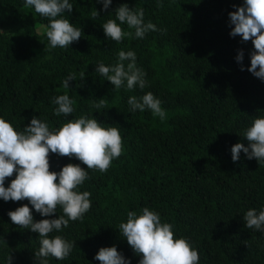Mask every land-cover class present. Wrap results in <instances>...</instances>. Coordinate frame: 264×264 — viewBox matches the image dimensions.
Here are the masks:
<instances>
[{
	"label": "trees",
	"instance_id": "16d2710c",
	"mask_svg": "<svg viewBox=\"0 0 264 264\" xmlns=\"http://www.w3.org/2000/svg\"><path fill=\"white\" fill-rule=\"evenodd\" d=\"M69 3L73 9L62 18L82 36L66 48L49 50L48 18L25 7V0H0V118L23 131L35 116L55 130L85 115L105 128H118L122 137L123 152L106 173L86 169L74 157L49 154L50 171L69 163L88 171L90 179L77 190L90 192L92 203L83 222L50 234L76 243L67 259L49 257V264H100L95 255L112 246L139 264L141 257L118 229L129 211L140 215L145 207L173 225L174 238L189 241L199 264H264V232L247 229L243 220L250 208L264 209V164L247 159L243 151L234 162L231 153L236 143L248 146L243 132L264 117V81L247 70L254 45L230 35L229 13L244 0H112L107 10L98 0ZM125 3L142 8L144 22L160 31L143 39L109 40L102 25L115 19V9ZM95 11L99 15L93 20ZM121 27L134 33L126 24ZM120 50L136 53L137 67L146 73L144 89L128 91L125 82L115 90L95 72L101 62L114 65ZM241 50L243 61L237 62ZM70 73L76 80L65 89L62 83ZM148 92L161 101L165 120L147 109L130 111L128 98ZM63 94L74 101L68 117L56 116L51 102ZM100 99L106 108L98 110L93 104ZM13 179L15 173L5 187ZM25 204L34 221L62 214L58 207L43 217L27 200L0 199V264H7L9 254L12 264H38L33 255L40 247L38 233L14 225L8 216Z\"/></svg>",
	"mask_w": 264,
	"mask_h": 264
},
{
	"label": "clouds",
	"instance_id": "9594fccd",
	"mask_svg": "<svg viewBox=\"0 0 264 264\" xmlns=\"http://www.w3.org/2000/svg\"><path fill=\"white\" fill-rule=\"evenodd\" d=\"M98 2H102L103 8L107 10L112 0ZM24 6L32 7L40 16L48 18L46 36L49 50L66 48L81 38L82 30L62 18L63 13H71L73 9L69 0H25ZM158 7L162 5L158 4ZM98 15L97 11L93 12L92 19ZM115 17L104 23L102 28L105 36L117 43L125 37L143 39L150 31H160L151 21L144 22L142 8L130 9L126 3L115 9ZM229 17L234 25L230 35H239L243 41L251 40L254 45L247 70L264 81V0H244V5L230 12ZM125 24L134 33L124 31L121 25ZM243 55L241 50L236 56L237 62L243 61ZM125 61L128 63L125 64ZM241 70L244 68L241 67ZM95 72L109 81L115 90L125 87V82L128 91L137 86L140 89L147 86L146 73L137 67L134 51L120 50L114 65L105 66L101 62L96 65ZM84 77L85 74L80 73V79ZM73 80H76V74L70 73L63 80L62 87L68 89L69 81ZM51 102L56 105L54 114L58 117H68L75 111L74 101L67 94L55 96ZM127 103L131 112L147 109L161 121L166 119L161 101L151 92L141 97L130 96ZM93 107L104 109L105 101L100 99ZM243 137L247 139L248 146L234 144L231 148L232 160H239L243 151L247 159L255 158L259 165L264 164V117L255 118L243 132ZM122 152L119 129L105 128L95 118L85 115L69 119L55 130H50L46 122L35 116L23 131L15 130L11 123L0 118V199L6 202L27 200L43 217L57 213L58 207L62 210L58 218L39 221H34L27 204L8 212L14 225L38 233L40 247L33 253L38 264H49V257L58 261L68 258L76 242L50 234L63 231L70 222H83L84 215L92 207L91 193L77 190L90 179L88 171L80 164L71 163L63 166L59 172L50 171L49 154L74 157L86 165V169L106 173L112 161L119 158ZM14 173L15 179L5 187L6 178L12 177ZM243 220L247 229L264 232V209L257 212L250 208L244 213ZM118 230L134 253L141 257L139 264H199L198 251L189 241L183 237L174 238L173 225L162 223L160 214L147 207L142 209L140 215L129 211L127 222L120 223ZM94 259L100 264H131L115 246L100 248ZM12 260L9 254L6 257L7 264H12Z\"/></svg>",
	"mask_w": 264,
	"mask_h": 264
},
{
	"label": "rangeland",
	"instance_id": "374dc122",
	"mask_svg": "<svg viewBox=\"0 0 264 264\" xmlns=\"http://www.w3.org/2000/svg\"><path fill=\"white\" fill-rule=\"evenodd\" d=\"M41 30H42V28H41V27H39L37 31H41Z\"/></svg>",
	"mask_w": 264,
	"mask_h": 264
}]
</instances>
